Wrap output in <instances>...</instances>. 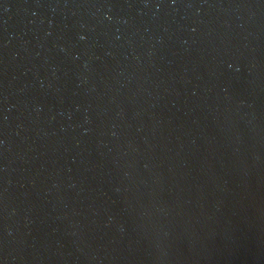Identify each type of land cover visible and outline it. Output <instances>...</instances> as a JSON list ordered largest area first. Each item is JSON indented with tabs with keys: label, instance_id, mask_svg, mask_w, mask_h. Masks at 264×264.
Wrapping results in <instances>:
<instances>
[{
	"label": "water",
	"instance_id": "95a60500",
	"mask_svg": "<svg viewBox=\"0 0 264 264\" xmlns=\"http://www.w3.org/2000/svg\"><path fill=\"white\" fill-rule=\"evenodd\" d=\"M0 264H264V0H0Z\"/></svg>",
	"mask_w": 264,
	"mask_h": 264
}]
</instances>
